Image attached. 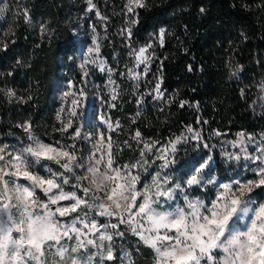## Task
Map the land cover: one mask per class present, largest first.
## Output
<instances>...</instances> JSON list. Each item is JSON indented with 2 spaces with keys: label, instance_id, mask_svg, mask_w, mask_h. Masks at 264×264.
Listing matches in <instances>:
<instances>
[{
  "label": "snow or ice",
  "instance_id": "1",
  "mask_svg": "<svg viewBox=\"0 0 264 264\" xmlns=\"http://www.w3.org/2000/svg\"><path fill=\"white\" fill-rule=\"evenodd\" d=\"M89 4L95 7L92 5V0H89ZM146 7L147 0H127L126 14L138 18L137 9ZM24 17L26 20L29 19L27 10L24 12ZM136 23L138 19L131 20V24ZM44 31L46 29L41 25V32ZM124 32L131 40V27L126 28ZM157 35L160 45L163 46L165 30L161 29ZM93 44L95 47L90 48L89 52L98 54L99 46L95 37ZM151 48L152 44L149 43L132 50L137 66L145 65L143 70L145 75L151 60L148 54ZM99 67L101 71L105 70L103 61L100 62ZM191 70L189 67V71ZM128 75L137 80L141 74L129 69ZM161 83L162 81L158 79L152 91L148 93L156 100L164 99ZM7 95L11 98L15 97L16 93L8 90ZM64 95L74 97L75 93L66 92ZM80 95H83L82 91ZM111 99L115 101L117 95L113 94ZM71 105L70 110L61 109V112L68 111V116L71 118L62 120V126L58 131L63 133L72 129V139L76 140L80 138L81 130L74 128L73 123L74 118L82 115L78 111L80 101L73 98ZM184 105L185 102L181 101L180 107L183 108ZM115 106V104L109 105V107ZM57 118L60 119V116L58 115ZM101 122L107 126L108 133L120 127L119 121L112 122L106 117H102ZM197 123L201 121L198 120ZM19 127L25 132H30L31 122L25 121ZM187 132L191 136H176L167 144L158 147L159 141L146 140L142 133L136 130L132 139L140 145L142 159L134 164L123 165L117 162L112 136L106 135L105 132L97 133L93 145L94 151L88 158L86 174L77 176V183L73 185L80 195L76 191L65 192L63 187L70 183L68 174L73 173L74 168L83 165V159L76 155V145H61L59 142L52 145L30 137L33 141L31 145L19 155L14 157L9 155L8 161L0 166V214L6 215V220L0 222V264H29L30 261L44 264L42 257L45 255L46 247L59 246L57 255L63 257L67 250L63 248L61 242L65 238L76 239L77 246L72 248L71 252H77L80 248L96 243L95 240L87 238L90 235L99 233L100 241H111L115 235L122 236L123 233L117 231L121 225H125L145 246L153 250L156 264H264V202L253 206L255 200L251 195L255 189L264 188V148L259 149L261 155L245 157L257 164L254 170L255 179L217 183L214 178H206L205 170H210L211 167V157H208L198 166H194L190 173H186L188 178L183 184L164 187L169 183V179L166 175L161 179L160 173L157 172L152 187L143 191L137 189L140 177L139 174L134 175L132 169L147 164L148 161L144 157L155 155V159L163 162L160 167L167 168L174 163V159L170 157L176 152V146L182 140L184 142L189 139L202 140L200 132L192 127H188ZM216 134L220 135V133ZM125 144L128 142L125 141ZM204 147L208 145L204 144ZM3 152L4 150L0 149V161L5 160ZM228 155L229 158H240L235 154ZM27 157H31L32 162L37 164L41 160L52 161L62 171H52L49 168L46 177L34 174L30 170L31 164ZM12 176H22L31 182L32 187L16 189L10 187L9 178ZM85 181L86 184L83 183ZM205 184H215L219 189L210 205H205L200 200L189 199L187 196L183 207L171 209V206L165 208L162 204V200L165 203L173 200L177 190L202 187ZM36 188L46 194L47 203L40 204L35 198ZM62 201H71V203L52 209L51 206L58 205ZM14 207L22 209L18 215L12 211ZM37 208L42 211H34ZM84 209H95L98 216L114 218L116 222L110 225L99 223ZM81 212L83 215L80 214ZM72 213H76L77 216L70 225L63 224L58 219ZM249 213L251 215H248ZM244 216H247L249 221L245 230L233 231L232 224ZM78 223L82 227H77ZM109 227L111 232L101 231ZM106 251L107 260H112L114 256L111 247ZM69 264H76V261H70Z\"/></svg>",
  "mask_w": 264,
  "mask_h": 264
},
{
  "label": "rangeland",
  "instance_id": "2",
  "mask_svg": "<svg viewBox=\"0 0 264 264\" xmlns=\"http://www.w3.org/2000/svg\"><path fill=\"white\" fill-rule=\"evenodd\" d=\"M126 3L127 0H117V3H114V0H101L100 5H98L97 0H92V5H95L93 8L89 4V0L70 1L69 8L66 10L67 17L65 20L69 23L70 33L73 35L75 42L74 63L70 66L62 58L58 59L60 67L58 72L52 77L49 86V89H51L49 100L52 102V107H49L50 111L34 120L30 132H25L22 127H19L22 123H16L17 127L10 131L11 140L0 144V149L4 150L3 154L5 156V160L0 161V166H3L8 161L9 155L13 157L19 155L26 147L31 145L33 141L30 137H35L43 143L52 145H55L57 142L61 145L75 144L76 155L78 158L83 159V165L74 168L73 173L68 174L70 183L63 187L65 192L76 191L80 195V192L73 185L77 183V176L86 174V167L89 163L88 158L94 151L93 145L97 133L105 132L106 135L110 134L112 136L114 154L119 164H134L137 161H141L140 145L132 139L137 129L133 133L130 132V124L131 122H135L137 119L136 115H140L142 112L148 110L149 107L152 110L161 111L171 100L163 85H161V91L164 94V99L156 100L153 96L148 95L154 88L157 80L162 81V58L160 55L162 54V46L157 34L165 27H158V29L150 31L145 41H135L133 28H135L136 24H131V20L137 18L132 16V14H126ZM31 7L32 0H0L1 57L8 51L18 35L24 37L28 35L34 36L35 39L48 44L52 41L53 28L45 18H41L37 14L34 15ZM25 10L28 13V20L24 17ZM41 25L44 26L46 31L41 32ZM128 27L132 29L131 40L127 38L124 32ZM114 35L121 38L123 42H114ZM94 37L99 46L98 54L89 52L90 48L95 47L93 44ZM105 43L115 48L111 59H107L106 55L103 54ZM149 43L152 44V48L149 49L148 53L151 56V60L148 64V72L145 75L143 74L145 65L141 64L137 66L135 54L132 50L139 49ZM119 44H121L122 48H120ZM101 61L104 62V71H101L99 67ZM11 66V63H7L4 67L0 66V100L2 97H6L10 105L11 102L21 105L32 104L34 100L32 97L33 90L28 88V85L20 82L19 79L10 76L12 73V70H10ZM3 68H7V73H5L6 71ZM108 69H111V71ZM129 69H134L135 72L140 73V78L137 80L132 79L128 75ZM256 86L258 87L259 84ZM113 89H115V93H113ZM8 90L14 91L16 93L15 97L10 98L7 95ZM81 91L83 92L82 96L80 95ZM66 92L75 93V96L66 97L64 95ZM255 93H251L253 97L250 102V108L257 114L264 111V84L261 85L256 96ZM113 94L117 95L115 101L111 99ZM73 98L80 101L78 111L82 114L79 118H74L73 127L80 128L81 130V136L76 140L72 139V129L63 133L58 131L62 126V120L71 118L68 116V111L61 112V109L70 110ZM129 101H132L136 108L134 111L135 116H131L129 113L123 111L125 110V103ZM138 101L142 102L138 103ZM110 104H115L116 106L109 107ZM58 115L60 119L57 118ZM102 117H106L112 122L119 121L120 127L108 133L107 126L101 122ZM9 120L13 122L14 119ZM187 128L185 126L175 134L169 133L163 138L162 136L141 133L146 140L159 141L158 147H160L173 140L176 136H191L187 132ZM192 128L199 132L197 128ZM216 133H220V135ZM85 137L89 138L85 139ZM126 140H128V144H125ZM210 140L211 143L204 139L200 141L189 139L187 142L182 140L176 146V152L170 157V159H174V163L170 164L167 168L160 167L163 162L155 159V155L150 154L144 157L148 163L132 169V173L134 175L139 174L140 177L137 189L143 191L145 188L152 187L157 172L160 173L161 179L165 175L169 179V183L164 185V187H174L178 183L183 184L184 180L188 178L186 173H190L194 166H198L199 163L208 157H211V167L210 170H205L207 173L206 178H214L217 183H231L235 180L243 182L255 179L254 170L257 164L245 157L261 155L259 149L264 148V131L257 133L248 131L228 133L227 131L212 130ZM115 142H123L124 144L118 143L115 147ZM204 144H207L208 147H204ZM128 145L131 146L129 147ZM211 146H214L215 151L219 154L218 165L215 164L216 158L209 151ZM125 147L130 148L128 153L125 151ZM230 153L238 155L240 158H229L228 154ZM126 155H129V157L125 160ZM27 159L31 164L30 170L34 174L46 177L48 176L49 168L52 171H62L52 161L41 160L37 164L32 162L31 157H27ZM9 179V186L14 189L32 187L31 182L22 176H12ZM83 183L86 184L87 182ZM218 191L219 189L215 184L185 188L183 191L177 190L173 200L166 203L162 200V204L165 208L171 206V209L183 207L185 206V196H187L189 199L200 200L205 205H210ZM251 195L255 200L253 206L264 202V188L255 189ZM35 198L40 204L48 202V197L39 188L35 189ZM70 203L71 201H62L58 205L51 207L54 210L56 207L67 206ZM21 210L15 207L12 209L17 215ZM34 211L40 212L42 209L37 208ZM84 211L89 212V216L94 217L99 223L110 225L116 222L114 218L98 216L95 209H84ZM80 214L83 215V212ZM248 215H251V213ZM76 216V213H72L67 217H58V219L61 223L70 225ZM5 220L6 215L0 214V222ZM248 223L247 216H244L232 224V230L243 231ZM77 227H82V225L78 223ZM101 231L111 232L112 230L109 227ZM117 231L122 232L123 235H115L111 241H100L99 233L88 236L87 238L95 240L96 243L80 248L77 252H71V249L77 246L76 239L74 237L72 239L65 238L61 242L63 248L67 250L63 257L57 255V247L59 246L46 247L42 260L44 264H69L73 260L76 261V264H89V261L90 264H111L109 261H113V264H131V246L133 244L130 236L135 238L134 242H142L125 225H121ZM97 245L100 246L97 247ZM108 247H111L113 252L114 258L112 260H107L106 258ZM152 261L156 264L154 252ZM29 264H38V262L30 261Z\"/></svg>",
  "mask_w": 264,
  "mask_h": 264
},
{
  "label": "trees",
  "instance_id": "3",
  "mask_svg": "<svg viewBox=\"0 0 264 264\" xmlns=\"http://www.w3.org/2000/svg\"><path fill=\"white\" fill-rule=\"evenodd\" d=\"M70 1L32 0L33 14L45 18L53 28L52 41L48 44L34 36L18 35L0 56V66L11 63L10 76L28 85L34 99L32 104L11 102L10 105L2 97L0 144L11 140L10 131L17 127V122L30 121L32 125L36 118L50 111L49 86L60 67L58 59L62 58L70 66L74 63L75 42L65 20ZM97 3L100 5L101 0ZM137 11L138 23L133 28L135 41H145L150 31L165 27L160 54L161 85L171 100L161 111L149 107L136 115L130 132L137 129L163 138L192 126L199 130L202 139L211 143L212 130L264 131V111L256 114L250 108L251 93L259 92L264 84V0H147V7ZM118 41L123 42L114 35V42ZM105 44L103 54L111 59L115 48ZM181 101L185 102L183 108ZM125 104L123 111L135 116L132 101ZM118 143L115 142V147ZM125 151L128 153L130 148L125 147ZM209 151L218 165L219 154L214 146ZM130 239L133 244L130 263L154 264L152 250L134 242V237Z\"/></svg>",
  "mask_w": 264,
  "mask_h": 264
}]
</instances>
